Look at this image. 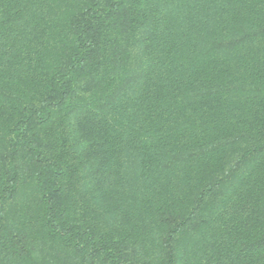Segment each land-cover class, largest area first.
I'll return each mask as SVG.
<instances>
[{"label": "trees", "instance_id": "obj_1", "mask_svg": "<svg viewBox=\"0 0 264 264\" xmlns=\"http://www.w3.org/2000/svg\"><path fill=\"white\" fill-rule=\"evenodd\" d=\"M0 264H264V0H0Z\"/></svg>", "mask_w": 264, "mask_h": 264}]
</instances>
